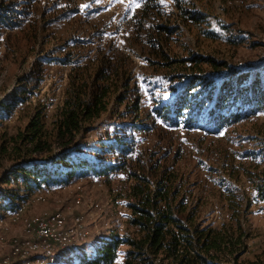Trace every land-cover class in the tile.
<instances>
[{"label": "rangeland", "instance_id": "obj_1", "mask_svg": "<svg viewBox=\"0 0 264 264\" xmlns=\"http://www.w3.org/2000/svg\"><path fill=\"white\" fill-rule=\"evenodd\" d=\"M161 1L167 14L175 11L172 0ZM23 2L30 12L24 11L26 15L17 24L13 23L14 29L0 31V101L22 89L26 91L24 100L0 121V212L12 210L5 207L10 198L2 196L6 189L17 187L16 183H4L12 167L19 161L41 158L59 148L54 144L49 150L34 151L32 144L22 142L20 135L26 132L30 119L41 111L46 126L51 128L66 98L70 73L75 72L72 68L92 57L110 39H117L122 50L131 55L132 61L127 66L132 71L130 74L141 79L142 91L148 89L152 95L156 90V99L168 97L169 85L180 82L185 75L212 73L214 68L209 59L221 64L220 72L234 67L253 71L252 76L264 64V0H190L188 6L202 13L204 21L183 22L170 13L166 22L178 28L163 43L165 59L149 52V46L141 43L134 33L135 27L129 24L138 8L136 0L134 3L132 0ZM205 30L213 35L207 36ZM192 54L208 60L196 63L190 58ZM143 80H152L156 86L150 88ZM151 95L143 96L147 97V109L154 97ZM124 108L123 104H114L115 112ZM140 113L142 123L153 129L136 133L135 149L156 154V158L169 155L162 163L178 171L182 194L187 195L188 206H195L196 222L204 226L220 228L230 223L232 210L227 197L232 193L237 195L243 205L241 225L248 235L240 259L264 264V201L257 200L254 189L264 164V111L212 134L183 128L166 131L151 124L145 108ZM123 122L116 114L104 116L84 139L85 143L94 145L101 137L114 139ZM71 182L84 187L82 205H75L73 187L45 194L42 190L45 185L33 186L31 191L19 185L15 198L25 197L31 202L21 222L0 226V235L5 236V241L0 242V258L12 254L10 240L25 235V219L57 211L65 212L69 223L76 215H83L86 222L87 235L77 243V250L58 252V259H66L67 264L77 262L72 253H93V248L112 233L132 235L134 229L127 224L130 213L127 202L133 181L126 172L91 174L67 183ZM249 201L250 205L246 206ZM122 263L123 257L119 255L116 264Z\"/></svg>", "mask_w": 264, "mask_h": 264}, {"label": "trees", "instance_id": "obj_2", "mask_svg": "<svg viewBox=\"0 0 264 264\" xmlns=\"http://www.w3.org/2000/svg\"><path fill=\"white\" fill-rule=\"evenodd\" d=\"M23 1L26 0L0 1V31L14 29L13 23L17 24L30 12L25 6L28 1L26 4ZM136 1L139 7L129 24L135 27L134 33L141 43L149 46V52L164 59L163 43L178 28L166 22L170 13L183 22L187 19L195 24L204 21L202 13L188 6L190 0H172L175 11L169 14L161 0ZM204 33L209 37L213 35L206 30ZM106 44L72 68L75 72L70 73L66 98L51 128L46 126L45 115L37 111L26 126V132L20 135L22 142L33 145L34 151L49 150L54 144L59 148L41 158L19 161L12 167L4 183H16L17 187L6 189L2 195L10 198L5 207L13 209L26 200L25 197L18 198L19 201L15 198L19 185L31 191L33 186L51 187L86 175L124 171L133 181L127 202L130 210L127 224L134 229L132 235L112 233L93 248V253H72L77 258L75 264H116L119 255L123 257L122 264H262L240 259L246 250L248 235L241 225L240 207L243 205L238 196L232 193L227 197L232 210L230 223L215 228L196 222L195 206H188V197L182 194L178 171L162 163L169 155L156 158V154L137 151L135 135L153 129L142 123L140 112L144 108L151 124L166 131L183 128L211 134L257 115L264 111V64L253 76V71L229 66L228 70L220 72L218 62L192 54L190 58L196 63L203 60L212 63L214 71L208 75H185L180 82L169 85L168 97L156 99V90L152 95L148 89L142 91L141 79L130 74L132 71L127 66L132 61L131 55L122 50L117 39H110ZM143 82L150 88L156 86L152 80ZM147 94L154 96L149 109L147 97L143 98ZM25 96L26 91L22 89L0 101V121ZM115 103L123 104L125 110L115 112ZM114 114L124 120L116 137H101L94 145L86 144L84 139L95 125L104 116ZM127 118L130 120L126 121ZM262 168L254 188L259 201H264V164ZM249 205L250 201L246 206ZM123 246L126 248L122 249ZM65 260L57 264H67Z\"/></svg>", "mask_w": 264, "mask_h": 264}, {"label": "bare ground", "instance_id": "obj_3", "mask_svg": "<svg viewBox=\"0 0 264 264\" xmlns=\"http://www.w3.org/2000/svg\"><path fill=\"white\" fill-rule=\"evenodd\" d=\"M67 187H73L75 205H82V192L84 191V187L77 182H71L63 185L61 184L59 188L65 189ZM42 190L45 194L53 193V190L49 186H46V189L43 188ZM29 204V200L26 199L24 201H20L15 208L7 213H1L0 226L7 227L8 223L12 224V222H16L18 220L21 222L20 219L22 217H26L24 215ZM11 211H15V216H17V218L11 216ZM36 217L42 218L35 219ZM54 218H59L60 220H55L54 222ZM25 223V235L21 238H14L10 240V247L12 249V252H10L12 254L10 253L11 255H5L0 258V264H57L60 261V259H58V252L75 251L77 243L84 240L87 235L86 222L83 215L74 216L73 220L69 223L68 218L63 211L46 213L40 216H32L31 218L25 219ZM34 224L35 227L49 228L50 231H56V236L61 240V245L56 248L55 252H53V260H50V248L46 246L45 243H38V241L31 240L32 226ZM65 225L69 231L65 228H61L65 227ZM3 241H5V236L0 235V242Z\"/></svg>", "mask_w": 264, "mask_h": 264}, {"label": "built area", "instance_id": "obj_4", "mask_svg": "<svg viewBox=\"0 0 264 264\" xmlns=\"http://www.w3.org/2000/svg\"><path fill=\"white\" fill-rule=\"evenodd\" d=\"M44 189H46V186H44ZM11 216L17 218V216H15V211H11ZM40 218L42 217H36L35 219H40ZM55 220H60V219L54 218V222ZM61 228L67 229L66 225L65 227H61ZM31 240L38 241V243H45V245L50 248V252H51L50 260H53V252H55L56 248H58L61 245V240L58 239V237L56 236V231H50L49 228L35 227V224L32 226Z\"/></svg>", "mask_w": 264, "mask_h": 264}, {"label": "crops", "instance_id": "obj_5", "mask_svg": "<svg viewBox=\"0 0 264 264\" xmlns=\"http://www.w3.org/2000/svg\"><path fill=\"white\" fill-rule=\"evenodd\" d=\"M60 185H61V184H57V185H54V186H51V187L49 186V187H50V188L53 190V192H54V190L56 191V189H59ZM27 200H29V202H31L29 198H27ZM29 205H30V204H29ZM8 211H9V210H8ZM8 211H7V212H8ZM7 212L1 211L0 213H2V214L4 213V214H5V213H7Z\"/></svg>", "mask_w": 264, "mask_h": 264}, {"label": "snow or ice", "instance_id": "obj_6", "mask_svg": "<svg viewBox=\"0 0 264 264\" xmlns=\"http://www.w3.org/2000/svg\"><path fill=\"white\" fill-rule=\"evenodd\" d=\"M121 2H123V0H121ZM132 2L134 3L135 2V0H132ZM88 5H84L83 7H87ZM137 7H139V5L137 4L136 5Z\"/></svg>", "mask_w": 264, "mask_h": 264}]
</instances>
